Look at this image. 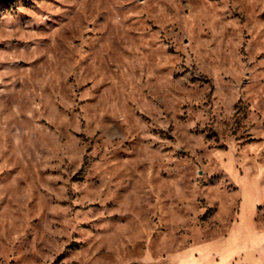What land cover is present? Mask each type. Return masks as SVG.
<instances>
[{
    "label": "rangeland",
    "instance_id": "1",
    "mask_svg": "<svg viewBox=\"0 0 264 264\" xmlns=\"http://www.w3.org/2000/svg\"><path fill=\"white\" fill-rule=\"evenodd\" d=\"M0 264H264V0H0Z\"/></svg>",
    "mask_w": 264,
    "mask_h": 264
}]
</instances>
